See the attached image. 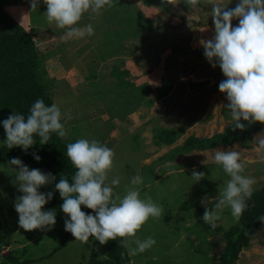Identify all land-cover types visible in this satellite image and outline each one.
I'll use <instances>...</instances> for the list:
<instances>
[{"label": "rangeland", "instance_id": "374dc122", "mask_svg": "<svg viewBox=\"0 0 264 264\" xmlns=\"http://www.w3.org/2000/svg\"><path fill=\"white\" fill-rule=\"evenodd\" d=\"M147 1L121 0L116 13L111 7L99 15L85 13L79 26L91 24L94 34L64 39L65 30L43 16V3L37 10L28 0L0 4L16 22L25 18L20 25L42 57L46 91L61 108L65 137L95 139L110 147L115 155L108 181H120L114 191L123 195L139 174L141 198L161 205L160 216L149 217L135 237L125 238L128 253L137 239L156 241L144 252L129 253L131 264H217L238 221L229 208L214 229L201 219V198L214 204L229 179L214 154L240 153L243 174L256 181L254 195L264 186V149L258 143L264 139V123L246 140L200 147L205 144L200 140L223 133L231 122L225 95L218 90L226 77L203 56L202 42L214 32L211 6H193L189 0L176 6L166 0ZM227 6L234 7L235 0ZM4 138L0 126V140ZM193 170L206 176L193 183ZM12 179V167L0 164V228L18 220L13 201L20 193ZM54 197L56 202L44 207L56 209L55 227H19L9 243H1L0 264H80L91 259V239L81 243L64 231L62 199L58 192ZM66 236L63 247L50 256ZM94 257L105 259L100 245ZM230 264H264V226L250 235Z\"/></svg>", "mask_w": 264, "mask_h": 264}, {"label": "clouds", "instance_id": "9594fccd", "mask_svg": "<svg viewBox=\"0 0 264 264\" xmlns=\"http://www.w3.org/2000/svg\"><path fill=\"white\" fill-rule=\"evenodd\" d=\"M184 0H166L173 6ZM193 6L210 5L213 36L204 40L203 56L213 68L219 67L226 77L218 84V90L225 95L224 105L231 117L233 131L244 130L254 122L264 123V0H235L234 7L217 0H189ZM31 9L37 10L41 3L46 5V19L57 28L64 29V38L91 36L94 28L91 24L83 27L79 22L85 13L99 15L102 10L113 6L114 0H28ZM233 20H237L233 24ZM247 122V123H245ZM5 138L0 146L12 149L18 146L28 154L39 137V144L50 140L52 133L64 138L67 135L61 108L56 103L46 105L37 98L29 109V114L12 111L6 118L0 119ZM264 149V139L258 141ZM36 161L41 157L36 151L30 153ZM66 156L76 169L71 177L56 176L39 168H30L21 158L8 160L12 167L17 195L13 208L18 214V224L26 231H50L56 225V209L44 206L49 203L54 191H41V187L54 184L62 203L60 211L64 231L71 233L75 240L87 243L93 238L101 245L117 237H135L137 230L149 219L161 214V205L151 198L142 199L139 185L143 178L137 174L132 177L130 187L123 195L114 191L120 183L118 178L108 181L109 171L113 168L114 152L95 139L80 138L66 145ZM64 154V155H65ZM214 161L220 165L229 177L216 202L202 197L204 212L201 219L211 228H216L221 213L229 208L234 221H239L249 206L256 183L254 178L244 175V164L240 153L235 150H217ZM193 183L206 176L203 171L193 170ZM192 183V184H193ZM211 204L209 208L208 205ZM90 209L91 211L82 210ZM264 221V216L260 217ZM121 243L127 246V241ZM156 243L153 237L135 240L136 247L129 248L135 255L144 252Z\"/></svg>", "mask_w": 264, "mask_h": 264}, {"label": "trees", "instance_id": "16d2710c", "mask_svg": "<svg viewBox=\"0 0 264 264\" xmlns=\"http://www.w3.org/2000/svg\"><path fill=\"white\" fill-rule=\"evenodd\" d=\"M143 1L148 3L147 0ZM120 3L121 0H114L111 11L116 13L118 11L116 8L121 7ZM45 75L44 62L37 53L32 38L18 22L4 11L0 4V119L6 118L13 110L26 117L29 114L30 106L37 98H42L46 105H51L53 101L46 91L47 78ZM260 127V122L249 124L244 130L233 131L231 127H228L221 134H215L203 141L200 140L201 143H205L200 147H212L237 139L246 140L251 137L253 131L259 130ZM36 140L37 142L28 150V154L21 151L18 146L12 149L0 146V164L11 167L8 160L12 157H19L30 168H39L44 172L53 173L56 176V181L65 177L71 182V177L76 169L65 153L66 145L74 142L75 139L60 138L52 133L49 142L44 145L39 144V137H36ZM32 151H36L41 157L39 161L33 159L30 154ZM56 181L48 184L49 191H54L51 203L56 202L54 197L58 192L54 190ZM247 203L249 206L242 213L237 225L230 231L225 254L217 264H230L240 247L247 245L250 235L264 226V221L260 219L264 216V186L254 193ZM86 211L91 210L86 209ZM19 227L17 220L0 228V245L3 242L9 243L12 233ZM90 239L93 246L91 259L81 264H131L126 247L121 243L123 238L117 237L116 240H109L103 245L91 237ZM62 241L53 248L49 255L62 247ZM99 245L105 253L103 260L94 257V249Z\"/></svg>", "mask_w": 264, "mask_h": 264}, {"label": "crops", "instance_id": "0c3cea01", "mask_svg": "<svg viewBox=\"0 0 264 264\" xmlns=\"http://www.w3.org/2000/svg\"><path fill=\"white\" fill-rule=\"evenodd\" d=\"M43 5H44V4H43ZM43 7H46V5H44ZM45 11H46V8H43V12H42V13H43V16L46 17V13H45ZM22 19H23V21H25V18H21V19H17V20L19 21V22H18V21H17V22H18L19 24H21V23H22V21H21ZM26 21H27V20H26ZM48 23H49V22H48ZM21 25H22V24H21ZM65 233H66V232H65ZM67 235H68V234H67ZM66 238H67V236H66L65 239H64V242H63V244H62V247H63V245H64V243H65V241H66ZM125 238H126V237H125ZM125 238H123V239L126 241ZM58 244H59V243H58ZM58 244H57V245H58ZM57 245H56V246H57ZM124 245H125V244H124ZM127 245H128V244H127ZM56 246H55V247H56ZM62 247H61V248H62ZM125 247H126V250L128 251V248H127L128 246H125ZM91 248H92V246H91ZM52 250H53V249H52ZM52 250H51V251H52ZM58 250H59V249H58ZM91 250H92V249H91ZM51 251H50V252H51ZM54 253H55V252H54ZM127 253H128V252H127ZM91 254H92V253H91ZM50 256H51V255H50ZM128 256H129V259H130V261H131V257H130V255H129V253H128ZM48 257H49V256H48ZM90 257H91V255H90ZM87 261H88V260H87ZM87 261H86V262H87ZM84 263H85V262H84ZM80 264H81V263H80Z\"/></svg>", "mask_w": 264, "mask_h": 264}]
</instances>
